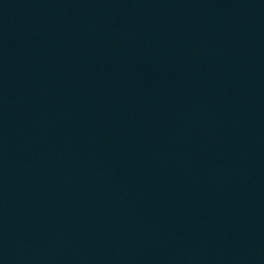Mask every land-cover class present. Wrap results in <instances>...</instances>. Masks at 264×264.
<instances>
[{
  "label": "water",
  "instance_id": "1",
  "mask_svg": "<svg viewBox=\"0 0 264 264\" xmlns=\"http://www.w3.org/2000/svg\"><path fill=\"white\" fill-rule=\"evenodd\" d=\"M0 264H86L52 211L1 146Z\"/></svg>",
  "mask_w": 264,
  "mask_h": 264
}]
</instances>
